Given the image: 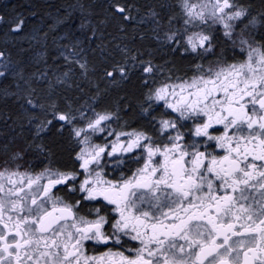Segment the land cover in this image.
<instances>
[{"label": "snow or ice", "instance_id": "obj_1", "mask_svg": "<svg viewBox=\"0 0 264 264\" xmlns=\"http://www.w3.org/2000/svg\"><path fill=\"white\" fill-rule=\"evenodd\" d=\"M105 12L95 24L82 18L67 43L52 37L67 68L57 84L71 88L78 69L95 89L79 106L54 91L41 97L7 43L0 47V80L15 79L0 103L16 105L3 118L13 151L0 167V264H264V8L241 0H108ZM113 21L181 56L203 58L222 37L246 57L197 64L190 79L169 74L157 84L163 65L151 53L145 59L139 48L105 43ZM27 24L21 13L0 15V32L13 43L31 45L55 31L41 36ZM32 75L48 79L44 71ZM129 84L140 89L136 107L151 134L116 131L118 112L96 111L110 89ZM128 101L125 92L115 103L130 108ZM105 133L104 143L94 142ZM65 144L71 166L55 167ZM29 154L48 161L37 174L20 171ZM86 204L93 206L81 215ZM132 241L138 246L125 248ZM89 243L105 251L88 255Z\"/></svg>", "mask_w": 264, "mask_h": 264}, {"label": "trees", "instance_id": "obj_2", "mask_svg": "<svg viewBox=\"0 0 264 264\" xmlns=\"http://www.w3.org/2000/svg\"><path fill=\"white\" fill-rule=\"evenodd\" d=\"M138 2L142 5H155L158 3V0H138ZM173 2L174 0H168L169 4ZM241 2L252 5L257 11L264 8L262 0H241ZM107 4L108 0H0V15H4L6 18L14 13H21L28 16V24L25 28L26 32L39 33L42 36L44 32L49 31V26L55 28L54 32H49L47 40L38 39L32 41L31 45H29L27 40L21 42L19 37L13 43L11 38L5 37L0 32V47L7 43L13 61L18 63L19 70L23 71L24 76L32 80V86L41 97L49 91H54L61 98L68 96L76 99L77 106L84 104L93 95L95 89L89 88L87 82L80 76L78 69L75 72V82L72 83L71 88L67 85L61 86L57 84V78L67 68L63 58L59 55V50L52 43V37H66L60 43H67V37H70L73 32L77 35L80 34L77 26L82 18H87L91 24H95L99 19L107 15L105 12ZM81 5H83V8L80 7ZM33 12L36 14L35 16L30 15ZM117 24L118 21H113L104 26L105 43L111 41L115 45L123 42L128 44L130 48H139L145 53V59H148V53H151V58L154 59V63L163 65L162 74L157 77V84L169 74L173 79L188 74L192 66L198 63V55L194 56L186 53L181 56L179 53H171L170 49L161 47L155 40H152L150 33L141 39L139 31L134 32L131 26H129L126 32H120L117 30ZM178 25L177 27H179ZM223 47L226 49V46ZM40 53L43 55L38 56ZM86 55L93 62L98 60V57L91 55L90 52H86ZM223 55L222 57H226L227 54L223 53ZM169 69H171V73H169ZM40 71L47 73V80L37 79L32 75ZM91 79L94 80L95 76L91 77ZM76 84H79L80 88H83V92L79 91ZM100 87L103 89L104 85L101 83ZM5 89L15 90V79L12 76L0 80V91ZM125 92L129 93L128 102L132 105L130 108H121L115 103L116 99L124 95ZM139 92L140 89L131 84L117 89H110L100 100L95 102L96 111H103L106 107L111 106L112 111L118 112V119L114 121L127 127L136 124L141 126L145 125L146 121L139 115V109L136 107L137 100L135 97L139 95ZM91 102L89 101V103ZM15 109L16 105L11 101L7 104L0 103V159L2 160L13 151V146L10 143L11 136H8L7 140H5V134L8 133L9 129L5 128L3 118L4 115L14 112ZM8 123L11 124V120ZM6 143L7 147H5ZM71 153L70 145L65 144L62 146L55 157L54 166H69ZM2 162L0 161V164ZM19 163L21 167H33L34 169L40 167L39 169H41L48 164V161L43 157L38 158L33 154H29L23 160L19 161ZM9 166L15 167V165Z\"/></svg>", "mask_w": 264, "mask_h": 264}, {"label": "flooded vegetation", "instance_id": "obj_3", "mask_svg": "<svg viewBox=\"0 0 264 264\" xmlns=\"http://www.w3.org/2000/svg\"><path fill=\"white\" fill-rule=\"evenodd\" d=\"M217 35L219 37V33ZM221 41H223V40H221ZM222 56H224V55H222ZM212 57H214V59H215L214 61L212 60ZM217 57L219 59L227 61L228 63H233V62H239V61L243 60L246 57V54H241L239 52V49H236V50L232 49L231 53L228 52L226 57L222 58L221 56H218L217 50H214L213 53L205 54L203 58H201V56H199V60H198L197 64H202L205 68L209 67V65L216 66L217 61H218ZM197 64H195V65H197ZM195 65L192 66V68H191V70L189 71L188 74H185L183 76H178V77L181 78V79H190L194 74H198V73L195 72ZM175 79H173V80H175ZM163 111H164V109H163V107L161 105L160 107H158L156 109V111L153 114L156 115L157 117H159L160 113L163 112ZM114 120L111 121V125H112V128L115 129L116 131L147 130V131H149V134H151V130L147 126V124L142 125V126L136 124V125H132L131 127H127L125 125H122L121 123H118V122L114 121ZM105 136H106V133L102 134V135H99L97 137H94V142L95 143H104L105 142ZM108 139L111 140V139H114V137H109ZM71 155H74L73 151H72ZM141 163H142V161H141ZM69 166H71V159H70ZM136 166L137 165H132V169L134 170V168ZM9 167H13V166H9ZM43 167H45V166H43ZM77 167H78V165H77ZM39 168L40 167L34 169L33 167L27 168V167H23L22 166V167H20V171L27 170V171H30L32 174H37V173H39L40 171H42L44 169V168H41V169H39ZM125 172H126L127 175L131 174V172L127 168L125 169ZM115 175L118 176L119 173L117 172V173H115ZM108 178H113V176L110 174ZM56 194L63 196V192H59L58 191ZM92 206H93L92 204H86L83 208L80 209V214L81 215L87 214L89 212V210L92 208ZM89 218H91V217H89ZM129 246H138V245L136 244V242L132 241V242H129L128 245H125V248H127ZM103 251H105V249L103 247H97L94 250L92 244L91 243L88 244V247H87L88 255H98L100 252H103ZM126 254H128V253H126Z\"/></svg>", "mask_w": 264, "mask_h": 264}, {"label": "rangeland", "instance_id": "obj_4", "mask_svg": "<svg viewBox=\"0 0 264 264\" xmlns=\"http://www.w3.org/2000/svg\"><path fill=\"white\" fill-rule=\"evenodd\" d=\"M193 2L195 3V2H197V0H193ZM178 26H179V25H178ZM199 30H200V29H198V28H193V29H191V31H199ZM217 34H218V33H217ZM221 40H223L222 37L218 38L214 43H215V50H217V54H218V56H221V57H222L223 53H224V54H227L228 52L231 53L232 48H231L230 44L225 43L224 41H221ZM222 46H226V49H224L225 47L222 48ZM222 49H223V52H222ZM189 53H190L191 55L196 56V54H193V53H191V52H188L187 54H189ZM217 58H218V57H217ZM222 58H223V57H222ZM212 60H213V61L215 60L214 57H212ZM0 161H3V160L0 159ZM0 167H3V164H2V163L0 164Z\"/></svg>", "mask_w": 264, "mask_h": 264}]
</instances>
